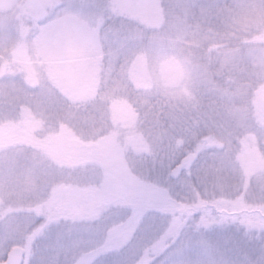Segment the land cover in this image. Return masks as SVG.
Listing matches in <instances>:
<instances>
[{
	"label": "clouds",
	"instance_id": "clouds-1",
	"mask_svg": "<svg viewBox=\"0 0 264 264\" xmlns=\"http://www.w3.org/2000/svg\"><path fill=\"white\" fill-rule=\"evenodd\" d=\"M193 22L204 38L190 45ZM0 63L20 75L15 95L0 86L12 104L0 122L30 109L45 139L79 137L74 165L0 137V264H234L222 234L264 236V0H19L0 9ZM114 99L134 129L112 127ZM181 105L208 133L165 167L175 137L159 134L161 113Z\"/></svg>",
	"mask_w": 264,
	"mask_h": 264
},
{
	"label": "rangeland",
	"instance_id": "rangeland-1",
	"mask_svg": "<svg viewBox=\"0 0 264 264\" xmlns=\"http://www.w3.org/2000/svg\"><path fill=\"white\" fill-rule=\"evenodd\" d=\"M19 0H0V9H2L5 5H14L17 4ZM34 3L40 4L45 2V0H33ZM50 3H55V0H49ZM180 2L185 3V4H192L196 3L198 5H205V6H211L217 3V0H180ZM51 15L47 17V20H51L52 17H54L58 12H60V6H57L54 9H50ZM210 19V17H209ZM45 20H41V24L45 23ZM207 23V21L205 22ZM204 38V34L199 32L196 23L193 22L192 26V37L189 40L190 45H195L200 39ZM14 55L17 58L18 63L23 65L25 69L31 73L33 77H36L39 75V72L41 70V66L34 61L32 57V53L28 51L25 48L19 49L17 52L14 53ZM69 55L70 58L75 57V53L70 49L69 50ZM0 71L1 74H8V75H15L18 74L11 69H6L5 66L0 63ZM207 85V84H206ZM69 87L75 86L74 82H70ZM202 91V90H201ZM181 95L185 97H190L192 96V92L188 87H184L180 90ZM205 94H208V92H205ZM192 109H196L194 106H190ZM30 112L25 110V115L24 119L22 121L15 120L18 124H16L15 128L13 129L10 127V122L9 124L3 123V125L0 126V137L4 136L7 134L10 137L13 138H20V139H27L30 140V142H33L37 144L38 146L44 147L46 150L51 152L54 156L56 157H63L62 162L67 163L69 165H74L76 163H79L78 160L75 159V156L77 154V139L75 137L74 131L72 128H68L67 126H62V130L60 132H52L50 135H48L47 139L44 138V135L42 134H37L36 130H39V133H41V130L43 129L44 122L43 120L40 122V125H37V129H34V126L36 123L33 121V118L30 116ZM130 117H131V110L127 106L126 101L121 100V99H114L112 103V117H111V124L112 127L119 132L120 130L123 129H134L135 127V121L132 120L130 122ZM159 131V134L161 137L166 139L169 138V135H167L165 132ZM129 136L130 138H135L136 134L134 131H129ZM198 145V143H197ZM197 145L193 148V152L196 151ZM183 148V145H180L174 149V151L178 152L179 155L181 154L180 149ZM190 149V148H189ZM176 152L171 153V155H174L173 157H169L164 159V166L167 167L168 164H174L177 162L178 157ZM176 161V162H175ZM175 162V163H174ZM221 210L227 211H236V209H231V208H219ZM209 211H213L212 209H209ZM118 223V221H117ZM236 233H228V234H222L220 236V239L222 242H224L227 246V248L231 251L232 253V259L234 261V264H252L251 263V255L249 254H244V255H238L237 254V241L236 238ZM235 244V246H234ZM246 244V242L244 243ZM234 246V248H233ZM243 252H251L250 250H244Z\"/></svg>",
	"mask_w": 264,
	"mask_h": 264
},
{
	"label": "trees",
	"instance_id": "trees-1",
	"mask_svg": "<svg viewBox=\"0 0 264 264\" xmlns=\"http://www.w3.org/2000/svg\"><path fill=\"white\" fill-rule=\"evenodd\" d=\"M216 18L214 16L210 17V20H215ZM219 43H223V41H220ZM218 45H213L212 47L215 48ZM19 81H20V75H8V74H1L0 71V86L7 85L8 91L15 95L16 91H19ZM211 87V84L203 85L201 90L204 93V95H210L211 93L208 92V89ZM15 89V91H14ZM205 92H208V94H205ZM189 105L188 107H184L181 105V108H183V111H180L179 109L176 111L174 117H170L165 115L164 113H161V123L158 126V130L165 132L167 135H169V138L174 136L175 140L174 142L169 146L165 148V151L167 152L166 158L173 157L174 155H171V153L176 152L174 149L180 145H183V148L180 149V155L178 152H176L178 160L175 164L179 163L180 160L183 158L184 155L193 152V148L195 145H197L198 140L197 139H191L189 142H185L184 137L189 135L190 132L196 131L201 132L203 138V135H206L208 133V129L205 127V121H207V116L202 111H197V109H192ZM12 107L11 104V96L5 97L3 92H0V121H2L3 116L5 115V112L9 110ZM28 112H30V116L33 118V121L36 123L34 126V129H37V125H40V122L42 121L40 117L36 116L30 109H26ZM10 122V124H9ZM7 123L12 127L13 129L16 127L15 125L18 124L14 119L8 120ZM3 125V122H0V126ZM68 127V126H67ZM71 128V127H68ZM74 131V129H73ZM36 133H39V130H36ZM75 137L77 139V144L79 143V137L76 135L74 131ZM30 141V140H29ZM168 139L165 137V144H167ZM190 148V149H189ZM174 164V166H175ZM214 210L215 212H219V208H210ZM224 211V210H221ZM227 212L235 213L236 211H230L227 210ZM235 232V231H233ZM236 236V243L238 245L237 248V254L238 255H244L249 254L251 255V263L252 264H264V236H260L257 234H253L250 237L245 236L243 233V230L239 232H235ZM246 242V244H244ZM235 246V244H234ZM233 246V248H234ZM244 250H250L251 252H243ZM240 264V262H239ZM248 264V263H247Z\"/></svg>",
	"mask_w": 264,
	"mask_h": 264
}]
</instances>
